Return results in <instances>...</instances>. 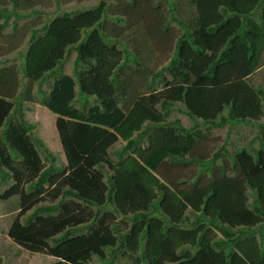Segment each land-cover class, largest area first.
I'll return each mask as SVG.
<instances>
[{"label": "trees", "instance_id": "trees-1", "mask_svg": "<svg viewBox=\"0 0 264 264\" xmlns=\"http://www.w3.org/2000/svg\"><path fill=\"white\" fill-rule=\"evenodd\" d=\"M40 3L0 0V32ZM29 41L21 79L7 67L16 46L0 44L8 237L52 250L95 224L115 236L107 262L264 264V87L253 80L264 68V0H100L34 28ZM25 103L56 116L64 168L35 135L36 119H25ZM174 107L194 123L172 119ZM241 124L259 126L258 144L230 151L224 141L223 164L220 151L207 158L212 129ZM190 161L212 176L189 185L169 175Z\"/></svg>", "mask_w": 264, "mask_h": 264}, {"label": "rangeland", "instance_id": "rangeland-1", "mask_svg": "<svg viewBox=\"0 0 264 264\" xmlns=\"http://www.w3.org/2000/svg\"><path fill=\"white\" fill-rule=\"evenodd\" d=\"M41 3L38 5H30L25 13H31L32 9H38L40 12L38 14H33L30 17L22 18L17 20V26H14V17L11 18L6 28L0 32V44L9 47L10 44L16 46L14 51H10L8 54L9 63L7 67H15L19 71V79L22 78L21 68L23 67L24 56L30 44V38L33 33V29L41 28L45 25L48 20L64 13V12H74L77 10H85L92 8L97 5L100 0H37ZM10 9H15L9 6ZM4 18L0 19L3 22ZM77 57V50H72L64 64V72L73 74L74 72V62ZM4 57H0V60ZM132 63H129V67H133ZM155 69H161L162 66L152 65ZM0 69L3 66L0 64ZM168 75V74H167ZM53 78L51 79V81ZM253 80L256 84H263L264 87V68L258 73L253 75ZM22 86L25 85L26 79H22ZM44 88L46 90L50 89V85L45 84ZM37 86L33 87V92H36ZM24 104L23 114L25 119L32 120L36 119V128L34 130L35 135H42L45 139V143L48 149L57 157V165L60 169L65 167L64 154L61 151L60 144L57 142V135L53 134L54 123L56 116L51 113L47 108L39 103L27 104L32 105L26 106ZM184 108L183 106H181ZM172 119H180L185 126H190L194 122L186 114L184 110L180 107H174L171 114ZM40 121V122H38ZM259 132L258 125H227L224 127H216L212 129V135L216 139L214 143L209 144L210 150L212 152L208 154L207 158L214 156L213 152L220 151L222 159L219 160V165L223 164L225 159V151L221 149V146L226 143V150L233 151L237 147L249 146L248 144L257 145V142L252 141L255 133ZM43 139V138H42ZM122 143H118L121 146ZM42 155L45 158L48 152L42 150ZM49 164L48 161H46ZM171 177H184L187 178L186 182L190 184L198 183L197 177H211V172H201L200 167L194 161H190L183 165H175L168 171ZM193 173V176H192ZM198 175H197V174ZM196 174V175H195ZM195 175V176H194ZM12 180L9 179L4 181L0 179V193L4 192L11 184ZM50 201H45L43 204H51ZM2 203H0V213H1ZM33 211L30 210L28 214ZM27 214V215H28ZM26 217V216H25ZM191 219L193 215L191 214ZM9 217L5 215L0 216V258L2 259V264H62L60 261H67L70 264H80L83 257L86 258L84 263L86 264H111L107 262V252L108 247L115 239L107 232L96 233L97 226L92 224L89 228L83 227L78 234L71 238V242L66 243L65 247L60 244L53 247L52 250L43 249L44 247L37 245L26 246L19 242H13L7 237L6 230L8 227ZM97 236H96V234ZM26 244V243H25ZM55 244L51 242V245ZM35 248V249H33ZM63 248V249H62ZM107 250V251H106ZM113 264H128V260L120 255L117 256V261Z\"/></svg>", "mask_w": 264, "mask_h": 264}, {"label": "clouds", "instance_id": "clouds-1", "mask_svg": "<svg viewBox=\"0 0 264 264\" xmlns=\"http://www.w3.org/2000/svg\"><path fill=\"white\" fill-rule=\"evenodd\" d=\"M124 144H125V142H124ZM257 144H258V142H257ZM252 146H256V145H252ZM130 152V151H129ZM252 195V194H251ZM54 203H56V202H54ZM159 214V213H158ZM193 215V214H192ZM190 219H191V216H190ZM191 221H194V216H193V219H191ZM184 226V225H183ZM185 227H187V224L184 226V228ZM7 232V231H6ZM7 234V233H6ZM7 237H8V235H7ZM9 239H11L13 242H18V241H16V240H14V239H12V238H10V237H8ZM116 245H118V244H116ZM115 245V246H116ZM188 250L190 251V252H192V253H195L196 251V248L195 247H192V246H189L188 247ZM1 259V258H0ZM63 261V260H62ZM115 261H117V258L116 259H114L113 261H110L109 263H111V264H113ZM65 262H67V261H65ZM81 262V261H80ZM68 263V262H67ZM1 264H2V259H1ZM70 264V263H69Z\"/></svg>", "mask_w": 264, "mask_h": 264}]
</instances>
